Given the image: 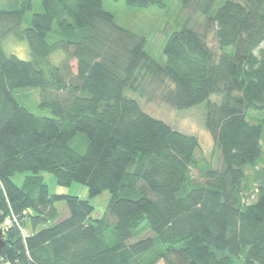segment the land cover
<instances>
[{
    "label": "trees",
    "instance_id": "trees-1",
    "mask_svg": "<svg viewBox=\"0 0 264 264\" xmlns=\"http://www.w3.org/2000/svg\"><path fill=\"white\" fill-rule=\"evenodd\" d=\"M217 1L180 0L214 25L220 54L205 33L183 25L165 41L164 63L102 0H40L42 11L25 27L31 0L0 7V224L11 212L17 217L3 232L0 264H264V0H222L213 10ZM8 35L27 40L29 59L4 52ZM57 50L62 57L53 63ZM146 83L177 109L206 103L220 168L200 167L196 136L125 94ZM23 87L40 88V106L53 116L22 106L13 91ZM76 134L86 137L83 153L70 145ZM199 167L203 181L191 175ZM16 171L31 172L21 186ZM40 171L59 185L82 183L90 196L108 189L105 215L93 219V206L77 195L51 194ZM57 201L68 209L63 219Z\"/></svg>",
    "mask_w": 264,
    "mask_h": 264
},
{
    "label": "rangeland",
    "instance_id": "rangeland-1",
    "mask_svg": "<svg viewBox=\"0 0 264 264\" xmlns=\"http://www.w3.org/2000/svg\"><path fill=\"white\" fill-rule=\"evenodd\" d=\"M32 8L27 11L22 18V26H27L33 13L41 12L42 6L40 0H31ZM222 0H218L214 5L215 10ZM166 8H159L157 6L150 7H136L128 5L125 0H102L104 9L110 11L114 15V21L139 35L146 38L145 49L147 53L156 61L164 63L165 54L163 47L167 38L183 25L196 28L199 32L205 33L207 45L216 54H220V49L214 35V25L210 24L206 27L205 17L200 13L191 12L185 9L180 0H164ZM7 0H0V7L6 6ZM2 49L7 54H13L22 59L30 58V49L26 39L16 38L13 35L6 36L1 42ZM228 52L231 48L227 49ZM62 57V52L57 50L50 54V60L56 63ZM75 68V60L71 62ZM147 81V80H146ZM125 94L129 97L135 98L140 104L141 108L149 114L163 120L171 127L183 133L192 134L198 138L199 146L195 151L196 158L200 167L209 165L213 168L221 167V154L219 147L211 134L205 127L204 118L206 113V103L186 108L177 109L160 99L158 94L151 93V88L146 83L143 87L137 90L126 89ZM16 100L30 112L38 116L52 117L53 114L49 108L40 106L41 90L38 87H23L13 91ZM221 94H212L210 100L219 103L221 101ZM256 112H250L252 122L256 121ZM250 120V119H249ZM264 126V124H263ZM262 155L260 158V165L264 164V127L261 138ZM70 145L79 152L83 153L86 150V137L83 134H76L70 141ZM200 167L192 170V177L196 181H203L200 175ZM30 171H16L12 175V180L21 186ZM44 182L47 184L49 192L58 194L77 195L80 198L87 199L93 206L91 217L93 219L102 218L105 215L107 205L110 200V192L108 189L102 190L100 193L90 196L86 185L79 182H72L69 185L57 184L54 175L48 171H40ZM59 210L58 219H63L68 215V209L64 202L57 201L54 203ZM50 223L38 225L37 229L46 226ZM22 229L24 234L31 230L30 217L26 216ZM112 228L106 231V240L109 245L113 243ZM149 231L145 230L129 239L128 242H133L137 238L145 237ZM157 264H162V261ZM234 264H241V261H234Z\"/></svg>",
    "mask_w": 264,
    "mask_h": 264
},
{
    "label": "built area",
    "instance_id": "built-area-1",
    "mask_svg": "<svg viewBox=\"0 0 264 264\" xmlns=\"http://www.w3.org/2000/svg\"><path fill=\"white\" fill-rule=\"evenodd\" d=\"M16 221H17V217L11 212L10 214H8L5 217V219L3 220V222L0 224V228L4 232V230H6L9 226H11Z\"/></svg>",
    "mask_w": 264,
    "mask_h": 264
},
{
    "label": "water",
    "instance_id": "water-1",
    "mask_svg": "<svg viewBox=\"0 0 264 264\" xmlns=\"http://www.w3.org/2000/svg\"><path fill=\"white\" fill-rule=\"evenodd\" d=\"M5 241L3 239V231L2 229L0 228V253H1V248L2 246L4 245Z\"/></svg>",
    "mask_w": 264,
    "mask_h": 264
}]
</instances>
